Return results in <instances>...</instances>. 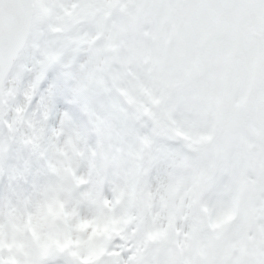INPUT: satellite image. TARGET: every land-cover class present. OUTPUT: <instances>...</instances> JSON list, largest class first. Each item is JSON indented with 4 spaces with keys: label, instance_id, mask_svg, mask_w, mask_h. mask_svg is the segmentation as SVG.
I'll use <instances>...</instances> for the list:
<instances>
[{
    "label": "snow or ice",
    "instance_id": "6c2138e0",
    "mask_svg": "<svg viewBox=\"0 0 264 264\" xmlns=\"http://www.w3.org/2000/svg\"><path fill=\"white\" fill-rule=\"evenodd\" d=\"M0 264H264V0H0Z\"/></svg>",
    "mask_w": 264,
    "mask_h": 264
}]
</instances>
